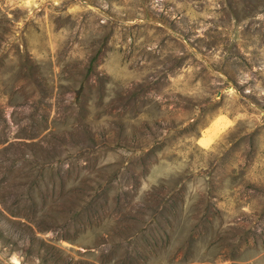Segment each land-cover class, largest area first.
<instances>
[{
    "label": "rangeland",
    "instance_id": "obj_1",
    "mask_svg": "<svg viewBox=\"0 0 264 264\" xmlns=\"http://www.w3.org/2000/svg\"><path fill=\"white\" fill-rule=\"evenodd\" d=\"M0 264H264V0H0Z\"/></svg>",
    "mask_w": 264,
    "mask_h": 264
}]
</instances>
